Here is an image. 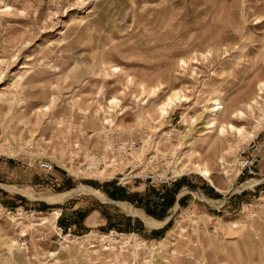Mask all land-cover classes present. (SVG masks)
Segmentation results:
<instances>
[{"label":"rangeland","instance_id":"374dc122","mask_svg":"<svg viewBox=\"0 0 264 264\" xmlns=\"http://www.w3.org/2000/svg\"><path fill=\"white\" fill-rule=\"evenodd\" d=\"M263 83L264 0H0V197L10 205L28 198L45 210L64 204L60 223L81 225L77 236L90 232V211L76 216L77 200L108 219L100 226L89 218L97 236L61 243L54 264H264ZM176 93L185 102L162 118L159 107ZM113 97L121 103L110 113ZM217 101L223 109L212 115ZM70 104L98 114L91 129L111 119L160 142L163 152L175 150L180 181L194 182L190 205L167 215L163 206L158 219L149 213L154 194L143 187L125 195H144L143 202L116 201L124 212L109 194L121 189L65 174L58 176L66 186L49 188L37 169L4 158L5 145L35 132L38 111ZM229 124L251 136L221 134ZM172 130L173 141L165 142ZM246 157L256 161L255 176L242 175ZM195 165L209 169L211 180ZM82 187L98 194L75 193Z\"/></svg>","mask_w":264,"mask_h":264},{"label":"built area","instance_id":"2783aa9c","mask_svg":"<svg viewBox=\"0 0 264 264\" xmlns=\"http://www.w3.org/2000/svg\"><path fill=\"white\" fill-rule=\"evenodd\" d=\"M43 113L35 132L22 144L14 141L5 145L3 156L37 169L49 179V188L66 186L68 182L58 176L66 175L68 181H99L129 193H142L143 187L158 191L163 203V190L171 189L184 176L180 165L174 163L175 150L163 152L160 142L148 143L138 132L127 131L114 120H100L101 128L91 129L90 119L95 114L73 104L61 112ZM175 131L167 134L165 142L173 141ZM255 164L254 158H243L242 175L255 176ZM26 200L10 205L0 197V264H20V259L24 264H54L51 253L59 252L61 243L91 242L90 237L97 236L94 231L77 236L73 228L62 226V204L45 210L30 206L28 203L34 201Z\"/></svg>","mask_w":264,"mask_h":264},{"label":"crops","instance_id":"0c3cea01","mask_svg":"<svg viewBox=\"0 0 264 264\" xmlns=\"http://www.w3.org/2000/svg\"><path fill=\"white\" fill-rule=\"evenodd\" d=\"M183 181H185V180H183ZM183 181H179L171 189L163 190V196H164V202L163 203L160 202V192H158V191H151L150 190L154 194V198H148V200H152L154 202V205L156 206L153 210L149 211V213H151L152 216H155L156 218L158 216H161L160 215V211H161V208L163 206H164V208H168V210L164 212V214L167 215V214L171 213L173 210L176 211L179 207H181V204H183L185 206L186 205H190L191 198H190L189 195L193 194V192H192L191 189H194L193 188L194 187V182H186V184L183 185ZM181 185H182V189H179V187ZM107 187L110 188V189H113V187H111V186H107ZM218 191H220V190H218ZM109 194L111 196L112 201H114L115 203H116V201H119V200H123V201H127V202L129 201L130 203L128 205L132 206V204L137 205V204H139L140 201L141 202L144 201V198H143L144 195H139L138 198H137V200L136 199L135 200L134 199L133 200L126 199L125 198V195L130 196V194H132V193H129L127 191L124 193L121 190L120 191L119 190H117V191L114 190V191H111ZM87 196H89V195H87ZM93 197H95V196H93ZM82 202L83 201L77 200L75 203H73L74 204L73 211L75 212V215L78 216V217L83 213V211H81V210L86 209V210H89L90 211V214L86 218V227L88 229H90V232H92V228H95L96 227V223L93 224V225H91L93 221L96 222V221H100L101 220L102 223L104 222V224H100V226L101 225H105V226L107 225L108 219H105V218L103 219V217L101 215V212L98 211V210H96L95 205L90 204V203H85V202L82 203ZM116 204L119 205L121 203H119V204L116 203ZM61 207H64V204H62ZM119 207L121 208L120 205H119ZM63 211H64V209H63ZM66 211H68V210H66ZM141 211H143L144 213L146 212L145 214H148V211L145 210V209L144 210H141ZM166 215H162V216H164V218H165ZM92 217H94V218H93V221L90 224L89 218L91 219ZM127 217H133V219L136 218L135 216H132L130 213L127 214ZM63 218H64V215H63ZM158 219H159V217H158ZM68 223L69 224H63L62 226L66 227V228L71 227V228H73L74 232L76 231L77 227L82 228V226L79 225V224L76 225V223L73 224L70 221H68ZM77 223H79V221ZM132 223L134 224V222H132Z\"/></svg>","mask_w":264,"mask_h":264},{"label":"bare ground","instance_id":"6f19581e","mask_svg":"<svg viewBox=\"0 0 264 264\" xmlns=\"http://www.w3.org/2000/svg\"><path fill=\"white\" fill-rule=\"evenodd\" d=\"M10 81V80H9ZM260 92L263 93L264 92V83L260 86ZM158 90L154 89L153 91H151V94L156 96V93H157ZM145 93V90L143 91V94ZM184 97H182L181 95H179L178 93L176 94H173L171 96H168L167 99L165 100L164 103L161 104V106L159 107V113L161 115L162 118H164L165 116L168 115L169 113V110H172L174 107H176L178 104L182 103V102H185V99H183ZM2 100H5L4 97L2 98ZM54 101V99H53ZM115 101V103H114ZM121 103V101L119 99H117L116 97H113L112 100H110L108 102V105L111 106V107H108V112L110 113H114V110L112 109L113 106H117ZM52 105V104H51ZM253 105H256V106H259V103L257 101L253 102L251 105H249V109L250 110H254L253 108ZM215 106V109H213L211 111L212 115L215 114V113H218L220 110H222L223 108L220 107V104L219 102L217 101L216 104L214 105ZM260 111L261 113L264 114V109L262 107H260ZM39 114H42L44 115L43 112H50L49 108L48 107H45V109L42 110V112L38 111ZM98 114H95V116L97 117ZM245 115L243 112H238L237 115H236V118H243ZM95 117V118H96ZM113 122V120H107V121H104V123H110V122ZM103 123V121H102ZM217 122L214 120V122L212 123V125L210 126V129L212 130H215L217 129ZM260 125V123H259ZM27 128V127H26ZM228 129L231 131V132H234L238 135L239 138H242L244 139L246 136H251V133H249L247 131V129L245 127H242V128H238L232 124H229L227 128L223 127L221 129V134H224L228 131ZM194 169L196 171H198L200 173V175L202 177H205V178H208L209 180H211V177H212V173L209 169L207 168H204L202 167L201 165H195L194 166ZM182 173V172H181ZM81 191H88L90 193H93L94 195H97L98 193L93 191V190H90L88 189L87 187H82L80 188V190L78 191H75V193L77 192H81ZM72 195L71 193L70 194H67L65 196H70ZM151 225H155L153 224L152 222H150ZM12 246V245H11ZM12 252V250H11Z\"/></svg>","mask_w":264,"mask_h":264},{"label":"snow or ice","instance_id":"6c2138e0","mask_svg":"<svg viewBox=\"0 0 264 264\" xmlns=\"http://www.w3.org/2000/svg\"><path fill=\"white\" fill-rule=\"evenodd\" d=\"M114 103H115V101H114Z\"/></svg>","mask_w":264,"mask_h":264}]
</instances>
